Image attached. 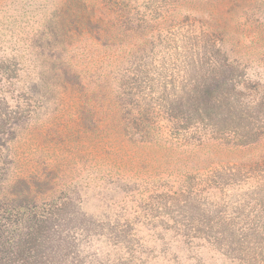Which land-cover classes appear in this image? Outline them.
<instances>
[{
    "label": "rangeland",
    "instance_id": "374dc122",
    "mask_svg": "<svg viewBox=\"0 0 264 264\" xmlns=\"http://www.w3.org/2000/svg\"><path fill=\"white\" fill-rule=\"evenodd\" d=\"M114 1L0 0L2 241L31 247L16 264H264V135L166 112L206 58L264 96V0ZM133 72L148 141L113 128Z\"/></svg>",
    "mask_w": 264,
    "mask_h": 264
},
{
    "label": "trees",
    "instance_id": "16d2710c",
    "mask_svg": "<svg viewBox=\"0 0 264 264\" xmlns=\"http://www.w3.org/2000/svg\"><path fill=\"white\" fill-rule=\"evenodd\" d=\"M112 5L120 11L128 6L127 0H115ZM117 14L120 17L121 12ZM137 35L140 36V33ZM215 47L219 51V47ZM206 60L204 63L207 67L201 73L196 72L192 79L189 78L188 84L178 87L175 105L166 110L173 134L192 133L234 145L259 139L264 135V96L253 93L251 87H237L240 83L237 81L239 75L235 73V63L233 65L224 58L222 61L216 58ZM132 74L136 77L133 75L127 83L119 85L120 102L116 105L118 110L115 115H124L113 123V128L129 139L148 141L155 135L157 124L147 120L149 109L143 104L138 105V94L132 91L133 87H140L144 83L145 77H140L136 72ZM26 249L31 247L21 245L19 240L13 243L2 241L0 234V264H16L18 260L15 261V255H23Z\"/></svg>",
    "mask_w": 264,
    "mask_h": 264
}]
</instances>
